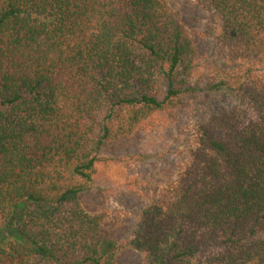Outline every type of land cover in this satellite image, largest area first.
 <instances>
[{
    "label": "trees",
    "instance_id": "1",
    "mask_svg": "<svg viewBox=\"0 0 264 264\" xmlns=\"http://www.w3.org/2000/svg\"><path fill=\"white\" fill-rule=\"evenodd\" d=\"M196 1L233 103L193 121L189 163L118 240L81 196L106 144L197 93L196 38L166 0H0V264H264V0Z\"/></svg>",
    "mask_w": 264,
    "mask_h": 264
},
{
    "label": "rangeland",
    "instance_id": "2",
    "mask_svg": "<svg viewBox=\"0 0 264 264\" xmlns=\"http://www.w3.org/2000/svg\"><path fill=\"white\" fill-rule=\"evenodd\" d=\"M166 1L196 38L193 83L198 91L177 112L162 113L132 137L102 148L104 160L97 166L92 189L82 194L81 201L88 211L107 214L105 226L118 240L132 235L139 210L189 163L193 121L233 103L224 91L211 89L227 63L221 24L196 0ZM118 264H145V260L140 252L124 249Z\"/></svg>",
    "mask_w": 264,
    "mask_h": 264
}]
</instances>
